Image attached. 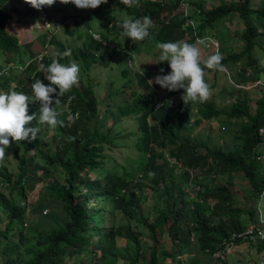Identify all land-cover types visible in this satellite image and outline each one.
Wrapping results in <instances>:
<instances>
[{
    "label": "trees",
    "instance_id": "obj_1",
    "mask_svg": "<svg viewBox=\"0 0 264 264\" xmlns=\"http://www.w3.org/2000/svg\"><path fill=\"white\" fill-rule=\"evenodd\" d=\"M179 1L176 0L175 3L177 9H179ZM112 2L114 8L122 9L130 15L134 14L133 19L149 16L153 23L161 20L163 7L159 0H147L141 3L139 10L135 7L136 11L122 4L120 0H112ZM12 5V1L0 0V55L21 54L19 40L7 30L8 21L11 19V13L7 9L8 7L15 9ZM194 5H197L200 17L195 15ZM194 5L193 0H190V17L195 20L198 35L201 37L205 35L203 31L206 29H211V32L215 31L218 35V22L233 14L238 16L245 27L242 39L246 47L239 53H230L224 49V40L221 45L218 40L221 64L226 68L241 64L244 70L240 72L241 81L260 79L264 73V67L261 64L264 59V0H241L234 5L221 3L218 7L210 9H207L202 2ZM176 10L173 12L176 18H170L167 23L165 20V24L156 34L158 40L160 42L185 41L197 44V47L204 50L203 45L196 42L191 29H185L182 15L176 13ZM15 12L26 16L29 13L32 14L29 6L24 10L16 9ZM71 32L69 30V33ZM80 34L83 35V32ZM88 36L92 40L88 43V47L85 45L87 48L78 49V54L83 62L89 61L90 66L99 60L98 56L102 53L104 45L93 39L90 34ZM103 39L106 40L104 36ZM87 40L88 38L85 41ZM50 61L48 59V64ZM201 67H204L203 62ZM161 69L164 71L161 72ZM205 70L213 69L205 67ZM170 71L168 63L159 62L158 59L153 71L137 73L135 81L138 89L132 90L130 95L134 106L126 108V113L134 108L139 113L136 117L138 130L132 132L133 135L136 133L135 137L138 136L136 147L143 158L142 179L151 182L153 189L159 190L162 196V209L157 212L153 222L144 217L137 218L140 208L137 194L132 191L129 192V198L124 197L122 191L126 192L129 183L120 177L116 178L111 169L106 170L109 162L107 152L115 147L117 140L114 128L107 126L108 120L116 111L120 114L125 113V109L117 110V107L112 106L115 103L111 102L112 108L108 112V106L106 109L101 108V102L95 96L91 86L86 88L83 86L81 89L74 86L64 98H61V104L67 105L69 109L71 120L58 116V120L63 122L56 126L61 146L54 154L47 155L40 149L39 137L36 140L12 141L15 146L7 150H10L18 160L20 174L15 178L7 167L0 164V182L3 186L10 187L9 196L0 193V207L7 214V220L4 224H0V256L4 259V264H87L86 260L90 264H110L109 259L117 250V238L122 237L124 230L113 225V222L106 226L105 209L109 203L106 206L100 204L101 199L104 202L108 200L115 209L145 224L150 230L155 246L148 251L140 248L135 261H132L133 264H158V252L164 247L160 243L159 236L166 230L171 244L178 250V254L186 257L187 264H201L198 256L193 254L194 248L204 255L215 258L221 264H230L231 260L216 256L230 242L238 245L247 240L259 253L264 252V239L236 237L233 240L235 235L245 232L241 222L245 211L235 206L234 196L229 188L234 181V175L240 173L251 186L250 198L259 201L264 198V134H262L264 94L258 100L254 114L248 102L239 100L230 106L228 117L231 120H246L239 130V135L236 136L232 149L226 151L216 148L208 149L191 144L185 138V134L193 122L218 120L222 111L218 109L214 101H206L200 105L190 102L186 106L181 101L182 89L170 92L155 83L157 75H167ZM40 76L42 74H38L36 78ZM150 80L153 83L149 84ZM9 82L10 79H3L0 76V89L5 92L10 91ZM24 83L18 82L20 88ZM131 86L133 87L134 84L129 78L123 85V91ZM23 93L33 96L32 90H24ZM69 97L74 98L69 100ZM170 99L180 101L176 109L166 103ZM159 104L161 107L157 108ZM191 108L194 109V113H197L196 120L193 118ZM37 111L38 108H30L29 115ZM122 119L125 118L122 117ZM93 121L98 125L94 126ZM36 123L37 121L34 120L28 127H36ZM202 148L206 150L205 154L200 152ZM35 150L37 153L33 155ZM166 151L182 166L180 170L185 175L184 180L178 181L175 178L173 168L178 166H173L171 170L165 172L164 165L168 166L169 163L166 159ZM42 157L49 160L46 171L53 174L60 172L64 175L65 184L47 185L51 196L54 197L53 201L58 205L59 211L61 210V215L56 212L51 214L56 221L55 228L27 234L24 230L25 217L29 218L32 213L36 214L44 202L41 198L30 212L26 204L20 203L18 196L24 200L27 199L30 191L26 187L25 180L33 165L31 161ZM159 160L163 161L162 165L158 164ZM103 170L105 171L102 179L89 178L87 175L90 172L99 173ZM213 177L216 179L213 180L214 185L209 186L206 182ZM134 186L139 188L137 184ZM194 187L198 190L195 197L189 199L188 190ZM83 188L88 189V194L86 192L84 199L77 203L76 193ZM34 189V187L31 188L32 191ZM99 214L103 215L102 225L95 223V217ZM252 215L254 221L259 223L258 213L254 212ZM126 231L136 242L142 236L133 228H126ZM16 235L18 238L14 237ZM137 249H139L138 246ZM143 253L145 257H142ZM166 255L173 260L177 259V255L171 252H167Z\"/></svg>",
    "mask_w": 264,
    "mask_h": 264
},
{
    "label": "rangeland",
    "instance_id": "obj_2",
    "mask_svg": "<svg viewBox=\"0 0 264 264\" xmlns=\"http://www.w3.org/2000/svg\"><path fill=\"white\" fill-rule=\"evenodd\" d=\"M9 1H12V6H14L15 9H9V7L7 9L11 13V19L8 21L9 26H7V29L19 40V49L21 54H1L0 64H3L6 61L8 63H13L14 61L21 60V64L25 65L29 61L30 53H32L33 56H36L38 54H42L46 50H48L46 56L52 61L56 52H63L66 49H71V57L63 58L60 60V62L67 64L74 60L78 63L80 67L78 87L81 89L83 86L84 88H86V86H91L95 92V96L99 102H101V108L106 109L108 106V112H110V108H112L110 105L111 102L115 103V105L112 106L117 107V110L125 109V113L120 114L118 111H116L115 114H112L113 117L108 120L109 122L107 126L114 128V135L116 136L117 140L115 142V147L107 152L109 162L106 165V170L108 171L111 169L116 178L120 177L124 179L125 182L129 183V187L126 189V192L123 193L122 191L124 197L129 198V192L132 191H135L137 194L140 203L137 218L144 217L153 222L157 212L162 209V196L159 190L153 189L151 182L142 179V175L144 174L142 169L144 166L143 158L142 154L136 147L138 136L135 137L136 133L133 135L132 132H136L138 130L136 117L139 115V113L136 111V108H134L131 112L126 113V108L128 106H134V102L130 95L133 92L132 90L138 89L136 86L135 75L139 72L145 73L153 71L154 67L158 63L160 50L157 49L156 45L157 43H160V41L158 40V36L156 34L165 24V20L176 18L173 15V11L176 7L175 0H168L169 4L167 8L163 10L160 22L153 23V27L149 29V37L145 38L143 41H135V46L133 50H131L133 51V54L130 51H128L126 54L110 53L104 56L102 59L98 61L96 60L90 66L89 61L88 63H85L81 60V56L78 54L79 52L77 49L79 46L83 47L84 45L88 47V43L92 40L87 34V27L90 26L91 30L95 32L102 34L104 33L105 35H103L105 38L111 39L120 46H124L125 42L130 38L123 36V31L115 32L117 29L113 32L108 31L109 25L112 23H117L118 28H120L122 20L125 17L133 18L132 15L128 14V12L122 9L114 8L112 0H107V3L102 4L96 9H78L73 4L64 5L60 3L59 0H57L53 6H44L39 10L34 9L33 15L29 13L26 16L24 14L18 15L15 10H24L27 6H29L30 10L33 11V7L30 4L26 3L25 0ZM145 1L147 0H133V3L130 6H126L131 8V10L136 11L134 6H137L138 3H143ZM240 1L241 0H193V5L202 2L207 9H210L218 7L221 5V3L234 5L238 4ZM196 6L194 5L195 15L197 14V17H200L201 14L199 13L197 9L198 7ZM69 8L73 9L79 14L85 12V14L88 15L89 23H87L85 30L84 27L81 29L83 35H81L79 32V26L78 29L69 33V29H64L62 26L57 27L56 25L53 37H51L50 41H48L50 34L46 33L47 35L43 36L46 30L44 29L45 20L42 15H39L40 10L50 13L55 17H61L63 16L61 12H64ZM164 17L165 20H163ZM60 20L63 22L62 19ZM52 23L54 24V21H52ZM217 28L218 35H216L215 31L211 32V29H206L203 31L205 33L204 36H213L217 38V40H220V45L223 43L222 40H224L225 47H222H224V49L228 50L230 53H239L246 47V43L242 39L245 27L236 14H233L230 17L218 22ZM86 38H88L87 41H85ZM45 44H47L46 48H44ZM203 48L204 50L199 47L201 53V62L206 60L211 55L217 53L219 54V52H217V48H212L209 50L205 49L204 46ZM256 54H258V52H256ZM131 59H133V67L130 69V71H127L129 70L128 62ZM261 64L264 67V59L261 61ZM45 65L47 66V62ZM223 68H225L223 71L218 70V72H216V69H213L212 71H204L205 82L210 86V96L207 101L216 102L218 109L222 111L220 119L212 121H200L198 123L193 122L186 132L185 138H187L191 144L200 145L208 149L216 148L226 151L233 148L235 145L236 136L239 135L241 126L246 122L245 119L239 121L236 119L231 120L228 117V114L231 110L230 106L239 100L242 102H248L251 107V112L254 114L257 102L264 94V73L263 76H261V78L258 80L249 79V81L244 82L241 81L240 72H244V70L241 68V64H234L232 67L230 66ZM19 76L20 79H25L26 81V73L20 74ZM129 78L134 86H131L132 88H125L128 90L126 91L124 89L123 91V85L129 80ZM25 81L16 80V82L11 83L9 87L15 89L17 92H20V86L18 85V82L24 83ZM27 89L28 87L24 90ZM0 91L2 90L0 89ZM111 94H113L112 97ZM198 104L200 105L199 102ZM39 107L40 105L38 102L29 103V108L39 109ZM68 110L69 109L67 108V105L60 104L57 106L59 117L64 116L66 120H71ZM196 114V112H193V118L195 120ZM122 117L125 119H122ZM93 122L95 123V121ZM97 125L98 123L96 122L94 126ZM36 126H38L37 123ZM40 128V149L47 155H53L57 148L61 146L59 132L56 127L49 128L46 125H40ZM262 134H264V131H262ZM13 145L14 144L11 142V146ZM20 151L22 153L21 149ZM200 152L205 154L206 150L202 148ZM36 153L37 150L33 152V155ZM165 155L166 159L168 160L169 153L167 151ZM48 161L49 160L44 157L39 158L36 161H31L33 165L31 166V171L25 180L26 187L30 192L28 193L26 200L18 196L20 203L26 204L30 212L32 207L35 206L41 198L44 202L43 206L38 208L36 214L32 213L29 218L25 217L26 224L24 222V230L27 232V234L30 232L34 233V231L37 230L49 231L55 228L56 221L54 220V216H51V214L52 212H56L58 215H61V210L59 211L58 205L55 204V201H53L54 197L51 196V193L47 189V185L65 184L64 175L60 172L53 174L49 171H46L48 167ZM162 163L163 161H158L159 165H162ZM0 164L7 167V169L15 178H17L20 174L18 167L19 162L10 150H6L5 160ZM172 167L173 164L171 163H168V166L165 164V172H167V170H171ZM173 170L175 173V178H177L178 181L184 180L185 175L180 170V168L174 167ZM104 171L105 170L99 173L90 172L87 175L89 178L97 177L98 179H102ZM213 180H216L215 177H213V179L207 180L206 183L209 186H213ZM136 184L139 188H135L134 185ZM103 185H105V182H103ZM33 187L35 189L32 191L31 188ZM196 188L197 187H194L188 190L189 199L195 197V193L198 190V188ZM229 188L234 196L235 206L245 211V214H243L241 218V222L245 231L246 229L253 226L255 228L264 230V198L262 201L250 198V194L252 192L251 186L244 178L243 174L240 173L234 175V181L232 185L229 186ZM9 189V186H3L0 182L1 194L9 196ZM86 192L88 194V189L86 190V188H83L81 191L76 193L77 203L84 199ZM45 198L47 199L46 201ZM100 204H105V206L108 204V206H106L107 209H105V218H107L105 220L106 226L111 225V222H113V225L124 230L122 231V237L117 238V250L115 254L109 259L110 264H133L139 250H141L140 248H143L144 251H148L155 246V241L152 240L150 236V230L145 224L139 223L135 219L133 220L129 216H126L121 210L115 209L108 200L104 202L101 199ZM254 212L258 213L259 223L254 221L252 215ZM6 220V211L0 207V224H4ZM102 222L103 215H97L95 217V223L97 225H102ZM126 228L136 229L140 234H142L138 242L131 239L132 237L129 236V232L126 231ZM14 237L18 238L17 235ZM159 239L160 243L164 247L158 252V264H187L186 257H184V255L178 254V250L175 249L173 244H171V239L167 230L159 236ZM137 246L139 249H137ZM192 251L194 255L198 256L201 264H221L215 258L200 253L196 248H194ZM167 252L177 255V259L173 260L167 257ZM142 257H145V253H143ZM263 257L264 252L259 253L257 249L246 240L241 244L236 245L233 252L226 260H231L230 264H258V262L260 264ZM86 261L87 264H90L88 260ZM0 264H4V259L1 256Z\"/></svg>",
    "mask_w": 264,
    "mask_h": 264
},
{
    "label": "clouds",
    "instance_id": "obj_3",
    "mask_svg": "<svg viewBox=\"0 0 264 264\" xmlns=\"http://www.w3.org/2000/svg\"><path fill=\"white\" fill-rule=\"evenodd\" d=\"M181 1L178 3L179 7L181 6ZM25 2L33 7L31 14L33 15L34 9L39 10L44 6H53L57 0H25ZM59 2L64 5L73 4L78 9H96L102 4L107 3V0H59ZM120 2L130 6L133 0H120ZM159 3L162 5L163 10L169 4L168 0H159ZM134 7L139 10L141 3H138ZM176 9L177 7H175ZM68 10L61 12L63 15L61 17H55L50 13L40 10L39 15H42L45 20L44 29L46 30L43 36H46V33L50 34L48 41L53 37L56 25L57 27L62 26L64 29L67 28L71 31L78 29V26L80 28L81 26L84 29L86 28L87 23H89L88 15L85 12L79 14L71 8ZM176 13L182 15L179 9L176 10ZM163 20H165V17ZM182 20L185 29H189L183 15ZM52 21H54V24ZM152 27L153 21L149 16L135 19L125 17L120 24V28H118L117 23L110 24L108 31L113 32L117 29L115 32H122L123 29L122 35L130 38L125 42L124 46H120L111 39L106 38L104 40L103 36L105 34L103 33V35L102 33L91 30L90 26L87 27L86 31L93 39L102 42L104 45L102 53L98 56L100 60L110 53L126 54L130 51L133 54L131 50L135 46V41H143L149 37V29ZM197 43H202V41H197ZM46 47L47 44H45L44 48ZM156 47L160 50L159 62H167L171 71L167 75H157L155 77V83L170 92L182 89L181 101L186 106L190 102L193 104L206 102L210 96V86L205 82L204 68L223 71L221 64L222 57L220 54L217 53L209 56L203 61L204 67H201V53L197 44H190L185 41L160 42L157 43ZM47 52L48 50L36 56L30 53L29 61L25 65H22L20 60L14 61L13 63L4 62L0 64V76L3 79H10L9 84L16 82V80L25 81V79H20V74L26 73L27 78L24 85L20 88V92L15 91L13 88H10L11 90L8 92L0 91V163L5 160L6 150L11 147L12 141L36 140L38 137L40 138V125L55 128L58 124H62L63 122L58 120L59 113L57 106L62 103L61 98H64L66 93L70 92L74 86H79L80 67L78 63L74 60L67 64L60 62L63 58L71 57V49L56 52L55 57L49 64V57L46 56ZM132 61L133 59L128 62L129 71L133 67ZM46 62L48 64L47 66L45 65ZM163 71L164 69H161V72ZM38 74H42V76L36 78ZM150 83H153V81L150 80ZM27 87V90H32L33 96L30 97L23 93L24 90L22 88L26 89ZM73 98L69 97V100ZM30 102H38L40 105L38 111L32 115H29ZM179 102L177 99H170L166 103L176 109L179 106ZM160 107L161 104L157 106V108ZM193 111L194 109L191 108V113ZM34 120L37 121L38 126L27 127ZM171 160H174L175 163H172ZM168 162L173 164V166H178V168L181 166L170 156L168 157ZM123 193L125 192L123 191Z\"/></svg>",
    "mask_w": 264,
    "mask_h": 264
},
{
    "label": "built area",
    "instance_id": "obj_4",
    "mask_svg": "<svg viewBox=\"0 0 264 264\" xmlns=\"http://www.w3.org/2000/svg\"><path fill=\"white\" fill-rule=\"evenodd\" d=\"M189 1L190 0H182L181 1V6L179 7V11L182 13V15L184 16V18L186 19L187 25L189 26V29H191L192 31V35L194 37H196V42L197 41H202V43H198L200 45H203L205 47V49L209 50L212 48H217V52H219V42L216 38L212 39L213 37H208V36H199L198 35V30H197V24L195 22V20L193 18L190 17V11H189ZM192 22V23H190ZM190 35V34H188ZM187 35V37H188ZM95 38H97L95 36ZM98 39V38H97ZM225 69V68H223ZM264 131V130H262ZM172 163H175L174 160H171ZM236 237H246V238H251V239H255L256 237L260 238V239H264V230L263 229H259V228H255L250 227L248 229H246V231L242 234H239L238 236L235 235L233 237V240L236 239ZM234 247H236V245L233 242H230L228 244H226V247L224 250L219 251L216 256L222 259H227L228 256L233 252ZM260 264H264V257L261 260Z\"/></svg>",
    "mask_w": 264,
    "mask_h": 264
},
{
    "label": "crops",
    "instance_id": "obj_5",
    "mask_svg": "<svg viewBox=\"0 0 264 264\" xmlns=\"http://www.w3.org/2000/svg\"><path fill=\"white\" fill-rule=\"evenodd\" d=\"M81 29H82V26H81V28L79 29V32H80V33H82ZM84 30H85V29H84ZM83 47L87 48L85 45H84ZM77 49H82V47L79 46Z\"/></svg>",
    "mask_w": 264,
    "mask_h": 264
}]
</instances>
